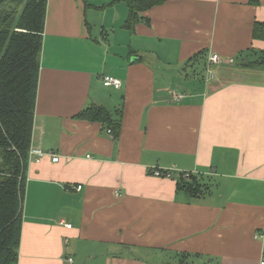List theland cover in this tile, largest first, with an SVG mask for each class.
I'll list each match as a JSON object with an SVG mask.
<instances>
[{"label": "crops", "instance_id": "0c3cea01", "mask_svg": "<svg viewBox=\"0 0 264 264\" xmlns=\"http://www.w3.org/2000/svg\"><path fill=\"white\" fill-rule=\"evenodd\" d=\"M127 13L124 0H47L30 145L45 156L27 165L17 264H258L264 62L237 63L264 52V0H167L133 32ZM92 106L116 135L75 118ZM184 174L203 194L177 188Z\"/></svg>", "mask_w": 264, "mask_h": 264}, {"label": "trees", "instance_id": "16d2710c", "mask_svg": "<svg viewBox=\"0 0 264 264\" xmlns=\"http://www.w3.org/2000/svg\"><path fill=\"white\" fill-rule=\"evenodd\" d=\"M166 1L124 0L128 13L123 27L133 32L137 24H148L143 14ZM46 8L47 0H5L0 5V264H17L18 260ZM252 37L264 41V23H254ZM199 55L204 58V53ZM257 55L241 59L237 66L258 67L264 62V52ZM75 118L101 123L114 135L120 128L113 115L98 106ZM200 182L181 175L176 183L178 189L196 197L204 191Z\"/></svg>", "mask_w": 264, "mask_h": 264}, {"label": "built area", "instance_id": "2783aa9c", "mask_svg": "<svg viewBox=\"0 0 264 264\" xmlns=\"http://www.w3.org/2000/svg\"><path fill=\"white\" fill-rule=\"evenodd\" d=\"M219 63V57L218 55H211L209 56V59H208V62H207V74L208 75H212L211 72L209 71L210 70V67L213 65V64H217ZM101 82H102V85L103 87L107 88V89H114V90H118L120 89L121 87V82L116 79L115 77L113 76H102L101 78ZM109 134L111 133L110 130L107 131ZM51 157H52V161L53 162H57L58 161V157L56 155H52L51 153L49 154ZM45 156V154L43 153V151H41L40 149L38 148H33L31 147L30 150H29V160H28V163H30L31 161H34L36 163H38L40 161L41 158H43ZM89 158V157H87ZM152 175L154 177H157V178H170V173L168 172H162L160 170H153L152 172ZM185 177H188L189 175L188 174H184ZM81 189V186H77L75 188L76 191H79ZM67 228H70V226H66ZM264 237V235H262ZM67 262L69 264H72V260L71 259H68ZM258 264H264V256H262L260 259H259V262Z\"/></svg>", "mask_w": 264, "mask_h": 264}, {"label": "rangeland", "instance_id": "374dc122", "mask_svg": "<svg viewBox=\"0 0 264 264\" xmlns=\"http://www.w3.org/2000/svg\"><path fill=\"white\" fill-rule=\"evenodd\" d=\"M185 69H186L185 70L186 73L189 75V80L194 79L196 81V80L200 79L201 76H204V70H203L204 67H203L202 62H198L197 65L192 64L190 66H187V67H185ZM189 80H185L184 78L183 79L181 78V81L183 83L189 82ZM196 83H197V85H199L198 82H196Z\"/></svg>", "mask_w": 264, "mask_h": 264}, {"label": "water", "instance_id": "95a60500", "mask_svg": "<svg viewBox=\"0 0 264 264\" xmlns=\"http://www.w3.org/2000/svg\"><path fill=\"white\" fill-rule=\"evenodd\" d=\"M5 0H0V5L4 2Z\"/></svg>", "mask_w": 264, "mask_h": 264}]
</instances>
